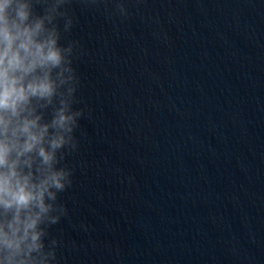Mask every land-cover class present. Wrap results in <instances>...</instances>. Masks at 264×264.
Masks as SVG:
<instances>
[{
    "label": "clouds",
    "instance_id": "clouds-1",
    "mask_svg": "<svg viewBox=\"0 0 264 264\" xmlns=\"http://www.w3.org/2000/svg\"><path fill=\"white\" fill-rule=\"evenodd\" d=\"M107 2L0 0V264L57 262L60 241L49 229L68 215L60 194L73 185L66 160L79 149L85 115L75 107L81 50L67 39L78 19L72 5ZM115 12L128 14L122 2Z\"/></svg>",
    "mask_w": 264,
    "mask_h": 264
}]
</instances>
